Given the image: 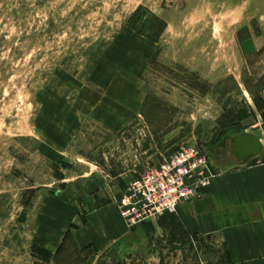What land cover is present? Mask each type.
Wrapping results in <instances>:
<instances>
[{
    "label": "rangeland",
    "instance_id": "1",
    "mask_svg": "<svg viewBox=\"0 0 264 264\" xmlns=\"http://www.w3.org/2000/svg\"><path fill=\"white\" fill-rule=\"evenodd\" d=\"M241 133L264 137V0H0V264H53L35 246L59 264H231L183 219L199 189L99 249L66 233L186 146L210 172L242 162Z\"/></svg>",
    "mask_w": 264,
    "mask_h": 264
},
{
    "label": "crops",
    "instance_id": "2",
    "mask_svg": "<svg viewBox=\"0 0 264 264\" xmlns=\"http://www.w3.org/2000/svg\"><path fill=\"white\" fill-rule=\"evenodd\" d=\"M258 137L263 147L256 157L230 168L217 166L212 173L207 171L195 199L181 208L188 227L219 240L231 264H264V137ZM110 199L97 207L92 203L87 222L75 227L72 236L79 248L93 244L99 249L125 236L127 225L119 214V197Z\"/></svg>",
    "mask_w": 264,
    "mask_h": 264
},
{
    "label": "built area",
    "instance_id": "3",
    "mask_svg": "<svg viewBox=\"0 0 264 264\" xmlns=\"http://www.w3.org/2000/svg\"><path fill=\"white\" fill-rule=\"evenodd\" d=\"M206 171V157L198 148L180 149L127 184L117 203L121 218L135 227L175 213L205 184Z\"/></svg>",
    "mask_w": 264,
    "mask_h": 264
},
{
    "label": "water",
    "instance_id": "4",
    "mask_svg": "<svg viewBox=\"0 0 264 264\" xmlns=\"http://www.w3.org/2000/svg\"><path fill=\"white\" fill-rule=\"evenodd\" d=\"M262 147L263 144L258 136L241 133L231 139L230 152L238 161L245 162L257 156Z\"/></svg>",
    "mask_w": 264,
    "mask_h": 264
},
{
    "label": "trees",
    "instance_id": "5",
    "mask_svg": "<svg viewBox=\"0 0 264 264\" xmlns=\"http://www.w3.org/2000/svg\"><path fill=\"white\" fill-rule=\"evenodd\" d=\"M170 215V214H168ZM165 216V215H164ZM66 236H70L71 237V240H72V243L73 245L76 246L75 242L73 241V236L72 234L70 233V231H67L66 233ZM184 243V242H183ZM74 246V247H75ZM32 248H35L37 251H39L42 255V258L45 260V261H50V262H53V264H59L60 262V259H62L63 257H66V256H62L60 251L58 250L56 253H51L47 250H45L44 248L42 247H32ZM60 249V248H59Z\"/></svg>",
    "mask_w": 264,
    "mask_h": 264
}]
</instances>
